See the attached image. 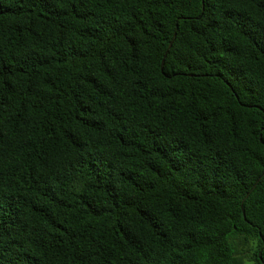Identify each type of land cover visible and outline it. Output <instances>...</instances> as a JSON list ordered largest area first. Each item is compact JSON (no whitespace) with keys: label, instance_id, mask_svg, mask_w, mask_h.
Returning a JSON list of instances; mask_svg holds the SVG:
<instances>
[{"label":"trees","instance_id":"trees-1","mask_svg":"<svg viewBox=\"0 0 264 264\" xmlns=\"http://www.w3.org/2000/svg\"><path fill=\"white\" fill-rule=\"evenodd\" d=\"M263 172L264 0H0V264H264Z\"/></svg>","mask_w":264,"mask_h":264},{"label":"water","instance_id":"water-1","mask_svg":"<svg viewBox=\"0 0 264 264\" xmlns=\"http://www.w3.org/2000/svg\"><path fill=\"white\" fill-rule=\"evenodd\" d=\"M177 26H178V24L176 23V25H175V30H174V32H173V36H172V39H171V41H170V43H169V46H171V44H172V41H173V39H174V37H175V35H176V28H177ZM163 67V60H162V63H161V68ZM260 140H261V137H260ZM264 173V172H263ZM258 181H259V178H257L256 179V181L253 183V185H252V187L250 188V190L245 194V196H244V198L242 199V201H241V209H242V213H243V217L245 218V214H244V208H243V200L249 195V193L254 189V187L256 186V184L258 183Z\"/></svg>","mask_w":264,"mask_h":264},{"label":"rangeland","instance_id":"rangeland-1","mask_svg":"<svg viewBox=\"0 0 264 264\" xmlns=\"http://www.w3.org/2000/svg\"><path fill=\"white\" fill-rule=\"evenodd\" d=\"M250 252V251H249ZM245 264H253L252 261H249L248 259L245 260Z\"/></svg>","mask_w":264,"mask_h":264}]
</instances>
